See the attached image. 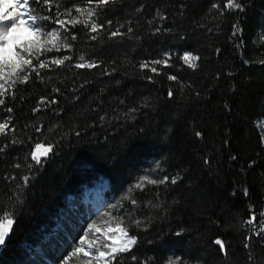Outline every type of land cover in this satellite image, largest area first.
Here are the masks:
<instances>
[{
	"label": "trees",
	"instance_id": "1",
	"mask_svg": "<svg viewBox=\"0 0 264 264\" xmlns=\"http://www.w3.org/2000/svg\"><path fill=\"white\" fill-rule=\"evenodd\" d=\"M74 1L54 11L87 4ZM29 3L43 22L47 7ZM236 3L113 0L90 5L98 32L66 24L71 48L40 55L49 66L0 105V122L15 128L0 135V223L13 220L0 264L58 263L49 242L59 211L98 179L136 238L111 264H264V0ZM186 53L199 57L195 68ZM81 56L97 66L76 68ZM37 143L52 146L40 163ZM152 168L167 181L137 188Z\"/></svg>",
	"mask_w": 264,
	"mask_h": 264
},
{
	"label": "snow or ice",
	"instance_id": "2",
	"mask_svg": "<svg viewBox=\"0 0 264 264\" xmlns=\"http://www.w3.org/2000/svg\"><path fill=\"white\" fill-rule=\"evenodd\" d=\"M12 0H9V3H11ZM42 3L48 5V11L51 12L52 5L54 0H41ZM113 2V0H87L88 5L95 4L96 7H101L104 5H107L109 3ZM29 3V0H23V3L21 5L22 8H25ZM4 4V0H0V5ZM228 7H234V8H240L241 5L236 3V0H228ZM213 7H217V5H213ZM73 10L79 14V16H73ZM96 15V9L91 7L81 8L78 6H74V8H68L64 12L60 13L58 12L57 17L55 19V23L59 25L61 28H65L66 24H71L73 26L77 24H83L86 28H89V31L92 33L98 32L100 29L103 28V25L97 24L93 17ZM61 16H68L70 17L69 20L61 19ZM80 17H85V19H80ZM45 20L50 19V17H44ZM38 17L34 16L31 11H21L19 18L12 15L11 12L5 14L4 7L0 6V105H3L5 103V100L3 97H5L6 94H12L10 93L9 89L13 88L16 83H26L28 82L30 76L32 73H35L37 77H40L39 69L47 68L49 66V62L45 60H40V55L42 54V51H52L53 48H55L57 51H59L61 48L70 49L71 44L65 43L64 39L61 36V33L59 30L55 31H47L45 32L42 27L37 23ZM109 24L111 22L109 21ZM121 27H123L121 25ZM67 30V29H65ZM128 31L130 32L131 29L129 28ZM119 30L113 31L110 33L111 36L115 37L118 35H122ZM92 39H96V36L93 35L91 37ZM71 40L76 39L75 35H72L70 37ZM50 44L52 47L46 48L45 45ZM35 50V51H34ZM32 58H35L38 61V67L32 64ZM71 57L64 56L62 59L57 58L53 59L51 61L52 64H55L57 66L63 65L65 61L70 60ZM80 63H76L74 66L76 68H94L96 67L95 62H87L85 61V58L81 56ZM182 59L187 63L190 67L195 68L196 63L199 59V57L193 56L191 53H186ZM154 65H165L167 66L168 61L167 60H154L151 62ZM149 65L147 63H142L140 67L147 68ZM152 72H157V68L152 67ZM169 79L176 80L177 78L175 76H169ZM7 84V88H6ZM56 91H59V89H56ZM172 93L169 92V96H171ZM45 103V98H41L40 104ZM51 103H56L55 100L51 101ZM40 106L37 105V107L34 109V111H39ZM7 111L10 113L12 112L11 108H8ZM12 122V118L8 117L3 122H0V135H7V131H15V128L9 129V125ZM39 131V129H37ZM196 135H200V133H196ZM13 143L16 141L13 140ZM7 145H4L3 147H0V152L6 148ZM41 149H44L43 151H40ZM52 150V146L48 145L45 147L43 144L37 143L35 145V150L30 152L32 160L36 161V163H40V157L41 156H47ZM25 181H27V177L24 178ZM167 177H164L162 180H151L148 177H143L140 184H137L136 187L139 188L142 186L143 181H147L151 184H157V183H164L167 181ZM176 181L173 179L172 183H175ZM136 201L133 200L132 203H135ZM3 215L6 217L8 215L7 212H4ZM262 216H264V213H261ZM253 220L255 217L252 218ZM249 223L252 222V220L248 221ZM9 225H11L12 221L9 219L7 221ZM139 223V221H137ZM117 228L120 229L124 237H128V232L124 228H120V225H117ZM5 236L6 232L3 230V224L0 223V244L5 243ZM215 244L219 245L221 250H224L225 245L224 242L220 239H216ZM136 243L135 237H128L123 243H118L115 239L113 240L112 245H105L104 247L107 249H110V251H99L98 250V257L99 258H110L114 259V254L118 252H125L131 249V247ZM83 251L80 247H77L75 249L76 253H79ZM109 259V264H110Z\"/></svg>",
	"mask_w": 264,
	"mask_h": 264
},
{
	"label": "rangeland",
	"instance_id": "3",
	"mask_svg": "<svg viewBox=\"0 0 264 264\" xmlns=\"http://www.w3.org/2000/svg\"><path fill=\"white\" fill-rule=\"evenodd\" d=\"M39 1L41 5L38 4L35 7H39L37 9H40L46 6L47 16L44 17H50V19L47 20L43 17V22L41 19L39 25L45 32L59 30L61 36H63V34H65L66 25L65 28H61L54 21L58 12L62 13V11L59 10H64L62 9L64 3L63 5L61 4L65 2V0H61L62 2L56 5V0H54V8H52L51 12L48 11V5L42 3L41 0ZM79 1L80 0L74 2ZM22 3L23 0H12L11 3H9V0H4V4L0 6L4 7L5 14L11 12L15 17L24 10L31 11L35 16L36 11L33 10L30 3H28L25 8L21 7ZM78 6L81 8L90 7L88 4H80ZM55 8L59 10H55V12ZM73 16H79V14L73 12ZM60 18L66 21L69 20L66 16H61ZM80 18L85 19V17ZM45 47H52V45L46 44ZM41 51V56L43 57L52 51H56V49L53 48L52 51ZM259 126L264 140V121L260 122ZM157 170V168H152V170L146 171L139 177L134 185L140 184L143 177H148L151 180H158L160 172ZM144 184L150 183L143 181L142 185ZM108 191L109 182L105 179H98L91 186L85 187L82 198H77L75 196L69 198L70 202L67 203V207L64 210L59 211V216L57 218L61 226L55 224L51 230V236L55 238H52V243L49 242V247L52 249L51 251H53L52 254L59 258V262L52 263L50 259L46 258L40 259V264H109L110 258H99L98 250L110 251V249L104 247L106 244L116 246L113 244L114 239L118 243H123L128 237L133 236L128 233V237H124L120 229L117 228V225H120V223L116 220L117 215L116 211H114L115 198L112 195H107ZM120 209L121 207L117 208V210ZM120 228L123 227L120 225ZM77 247H80L83 251L76 253L75 249ZM128 251L115 253L114 257L116 258L124 255ZM113 260L114 259H110V264Z\"/></svg>",
	"mask_w": 264,
	"mask_h": 264
},
{
	"label": "water",
	"instance_id": "4",
	"mask_svg": "<svg viewBox=\"0 0 264 264\" xmlns=\"http://www.w3.org/2000/svg\"><path fill=\"white\" fill-rule=\"evenodd\" d=\"M11 220L12 223L11 225H9L7 223L8 220ZM7 219L4 224H3V230L6 232V236H5V243L4 244H0V253L2 252V250L5 248L6 244L8 243L10 236H11V232H12V226H13V220L11 218Z\"/></svg>",
	"mask_w": 264,
	"mask_h": 264
},
{
	"label": "bare ground",
	"instance_id": "5",
	"mask_svg": "<svg viewBox=\"0 0 264 264\" xmlns=\"http://www.w3.org/2000/svg\"><path fill=\"white\" fill-rule=\"evenodd\" d=\"M21 11V10H20ZM19 16H20V13H19V15L17 16V18H19Z\"/></svg>",
	"mask_w": 264,
	"mask_h": 264
}]
</instances>
